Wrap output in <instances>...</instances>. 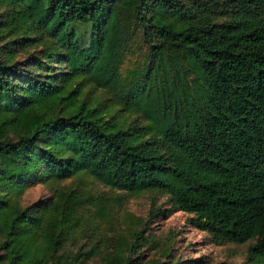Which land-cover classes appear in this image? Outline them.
Returning <instances> with one entry per match:
<instances>
[{"label": "trees", "instance_id": "trees-1", "mask_svg": "<svg viewBox=\"0 0 264 264\" xmlns=\"http://www.w3.org/2000/svg\"><path fill=\"white\" fill-rule=\"evenodd\" d=\"M218 1L0 0V264H82V248L59 254L58 196L20 204L40 180L82 172L133 195L163 192L217 244L254 240L249 259L264 260V0H227L222 21ZM121 10L154 58L182 51L188 65L172 93L163 65L119 95L148 125L120 123L96 100L95 91L118 89ZM160 74L166 102L152 112ZM189 86L197 98L180 110L176 93ZM50 212L58 232L48 231ZM142 240L136 232L123 264Z\"/></svg>", "mask_w": 264, "mask_h": 264}, {"label": "rangeland", "instance_id": "rangeland-1", "mask_svg": "<svg viewBox=\"0 0 264 264\" xmlns=\"http://www.w3.org/2000/svg\"><path fill=\"white\" fill-rule=\"evenodd\" d=\"M213 8L218 20L222 21L229 17L231 4L227 0H219ZM120 21L127 42L118 66V89L116 92L97 90L96 100L112 105L120 123L148 125L150 122L141 111L125 110L124 105L118 102L119 95H125L136 83L143 85L145 76H155L163 65L162 71L167 70L166 75L170 79L168 91L173 92L177 80L188 74V65L182 51L154 58L144 40L142 27L130 12L121 10ZM34 50L31 49V53ZM27 56L24 54L25 58L22 56L20 59H27L30 55ZM192 79L190 76L189 80ZM156 86L157 89H153L147 98L152 112L166 102L161 74ZM86 91L90 93V87ZM148 91L149 88L146 89ZM197 95L190 86L187 93H176L179 109L186 111ZM55 196L66 205L65 239L59 254H73L82 248V264H123L130 253L135 233L139 231H142L143 240L131 264H264V260L249 259L248 248L254 240L244 244H217L210 233L190 224L191 215L174 209L170 197L160 191L133 195L113 189L93 175L82 172L63 181L40 180L24 192L20 204L28 207L47 202ZM55 216L54 212L46 215L50 232H58L52 228L53 224H60V219H55Z\"/></svg>", "mask_w": 264, "mask_h": 264}]
</instances>
